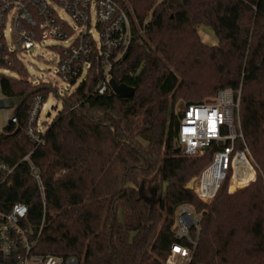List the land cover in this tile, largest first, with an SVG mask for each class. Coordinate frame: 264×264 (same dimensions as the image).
<instances>
[{"label":"trees","instance_id":"16d2710c","mask_svg":"<svg viewBox=\"0 0 264 264\" xmlns=\"http://www.w3.org/2000/svg\"><path fill=\"white\" fill-rule=\"evenodd\" d=\"M116 1L132 38L109 74L133 95L95 91L102 74L93 64L44 123L36 148L25 122L33 96L46 101L50 86L35 82L18 50L8 53L9 64L0 62V91L15 100L16 118L0 129V159L16 165L0 185V209L27 206V223L41 226L34 254L73 256L80 264H163L176 241V211L189 205L201 215L191 264H264V0ZM200 26L213 30L215 45L201 40ZM223 88L239 91L256 177L234 192L223 182L205 204L186 185L217 145L181 155V112L173 106L178 99L181 107L201 103ZM29 152L44 206L21 160Z\"/></svg>","mask_w":264,"mask_h":264},{"label":"built area","instance_id":"2783aa9c","mask_svg":"<svg viewBox=\"0 0 264 264\" xmlns=\"http://www.w3.org/2000/svg\"><path fill=\"white\" fill-rule=\"evenodd\" d=\"M91 7L96 34L90 28ZM59 10L70 17L72 24ZM131 32L130 18L116 0H0V62L9 64L8 53L18 50L22 56L45 39L62 41L58 64L61 80L80 83L96 64L102 74L95 87L98 93L110 89L109 73L127 50ZM45 106L43 96L35 94L25 122L26 136L34 148L43 143L44 130L38 127L37 117ZM5 116L6 121L16 122L14 116ZM175 132L177 147L184 156H199L207 147L217 145L210 162L189 180L188 186L199 201L210 203L225 181L229 189H240L253 180L255 163L240 127L238 90L223 88L201 103L183 106ZM30 154L21 160L28 163L29 175L38 186L44 206L40 171L30 161ZM15 167L0 159V185ZM27 213V206L21 202L0 209V264H80L73 256L32 253L41 226L36 231L28 224ZM200 219L191 206L178 208L173 228L176 241L170 245L163 264H191Z\"/></svg>","mask_w":264,"mask_h":264},{"label":"rangeland","instance_id":"374dc122","mask_svg":"<svg viewBox=\"0 0 264 264\" xmlns=\"http://www.w3.org/2000/svg\"><path fill=\"white\" fill-rule=\"evenodd\" d=\"M59 13L66 19V21L72 24L70 17L65 14L63 11L59 10ZM95 19L93 15V9H90V28L95 33L94 27ZM96 34V33H95ZM198 34L201 40L207 45H215L217 43L216 37L213 33V30L207 26H200L198 28ZM64 45V42L58 41L55 39H45L38 43L32 49H29L25 52H22V61L26 66L29 74L34 78L35 82L38 84H48L50 86L49 92L46 97V106L38 114V127L42 130L45 129V124H49L52 119L55 117L57 112L62 107V99L65 93L68 90L74 89L79 81L69 84L61 80L58 74V64L60 61L59 50L57 47ZM84 74V73H83ZM110 80V79H109ZM4 98L0 91V99ZM211 98V96L205 97L203 100ZM9 109L0 108V129L3 128L6 124V116L11 115L12 108L15 105V100L9 99ZM182 102L178 99L174 106L173 111L175 114L181 112ZM45 123V124H44ZM253 158V157H252ZM254 160V159H253ZM254 177H256V169L254 170ZM191 181V179H190ZM190 181L187 183V187L190 184ZM229 189V185H228ZM242 189V188H240ZM239 189L230 188V192H234Z\"/></svg>","mask_w":264,"mask_h":264},{"label":"water","instance_id":"95a60500","mask_svg":"<svg viewBox=\"0 0 264 264\" xmlns=\"http://www.w3.org/2000/svg\"><path fill=\"white\" fill-rule=\"evenodd\" d=\"M109 87L115 95L119 97H125V98L132 96L135 91L133 87H130L124 83H118L113 78H110L109 80ZM0 108H3V109L10 108L9 100L7 97H4L0 100ZM187 188L191 190L190 186H188Z\"/></svg>","mask_w":264,"mask_h":264}]
</instances>
